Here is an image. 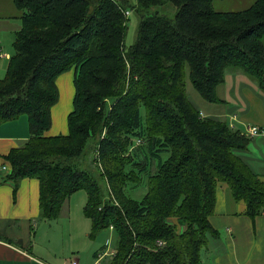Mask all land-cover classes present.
Instances as JSON below:
<instances>
[{
  "label": "trees",
  "instance_id": "16d2710c",
  "mask_svg": "<svg viewBox=\"0 0 264 264\" xmlns=\"http://www.w3.org/2000/svg\"><path fill=\"white\" fill-rule=\"evenodd\" d=\"M11 1L21 28L0 79V124L26 116L29 138L5 156L6 180L14 190L39 181L41 218L56 220L81 190L89 238L116 234L108 264H201L209 237L219 236L210 218L221 185L245 216L264 215V179L238 154L249 138L202 117L186 91L188 80L220 103L225 75L242 73L264 93V0L235 12L214 9L224 0H135L128 48L127 0ZM71 70L68 133L47 137L56 80ZM144 178L138 202L127 188Z\"/></svg>",
  "mask_w": 264,
  "mask_h": 264
},
{
  "label": "crops",
  "instance_id": "0c3cea01",
  "mask_svg": "<svg viewBox=\"0 0 264 264\" xmlns=\"http://www.w3.org/2000/svg\"><path fill=\"white\" fill-rule=\"evenodd\" d=\"M216 2L213 3V7ZM254 2L255 0H251L249 6ZM246 3L244 0V4ZM11 5L10 0H1V9L5 6L11 14H1L0 18L13 20L15 24L20 23L22 14L14 11ZM230 11L235 12V10ZM10 56L9 51L0 54V60L5 61L6 68ZM73 73L74 71L71 70L60 75L56 80L57 88L61 87L60 80L64 74L73 75ZM68 80L63 81L66 92L69 90ZM70 97L71 95L61 108V121H56L53 114L55 107L51 109L52 126L45 136L67 135L65 116L70 111ZM216 97L221 102H207L212 105L208 107H203L196 100H190L202 117L225 121L232 129L240 131L249 138L247 149L238 154L255 174L264 179V93L248 76L242 73H228L225 75L224 83L217 88ZM61 101L60 88L59 102ZM251 127L257 128L259 133L254 136L247 135V129ZM28 138V121L24 116L0 124V167L6 166L8 169L0 172V264H65L72 260L83 264L76 257L65 261L58 259L52 245L59 235L52 230L50 223L56 221V224L58 222L61 224L59 218L66 201L56 220L43 219L39 206V181L35 178H25L14 190L13 183L6 180L10 166L5 156L13 148L22 146ZM245 210V204L235 203L225 186L221 185L218 188L215 213L210 218V223L219 236L209 237L207 247L201 251V264H264V215L261 214L251 220L244 215ZM80 222L83 224V221ZM42 225L49 229L43 230L38 238L37 233ZM88 233L89 228L85 236H88ZM42 244H45V247ZM37 245L41 246L38 251H36ZM102 256L105 257L106 254L99 255V251L94 252L93 264H99Z\"/></svg>",
  "mask_w": 264,
  "mask_h": 264
},
{
  "label": "rangeland",
  "instance_id": "374dc122",
  "mask_svg": "<svg viewBox=\"0 0 264 264\" xmlns=\"http://www.w3.org/2000/svg\"><path fill=\"white\" fill-rule=\"evenodd\" d=\"M246 2L248 3V5L247 3L244 4V0L217 1L214 5V9L217 12H229V10L240 11L241 9L247 8L251 4L249 3L251 2V0H246ZM127 4H128V7H126V11L128 12V15L126 17L127 29L124 40L126 48H128L135 41L137 35V26L139 22V17L131 9V6H134L135 4V0H127ZM12 5L11 7L14 11L22 14L20 10L16 9ZM1 14H11V11L7 10L5 6H3V8L1 9V0H0V17ZM20 27H21V22L15 24L13 20L0 18V54L1 52L5 53L7 51L11 52V54L13 53L12 44L14 41L15 33L20 30ZM4 62L5 61L0 60V72L2 71V73H0L1 78H4L6 74V64ZM67 79H69L68 92L65 91L64 83H63V81H66ZM73 80H74V73L73 75L64 74V76L60 80L61 87L58 86L59 89L58 91L60 93V88H61L62 101L59 102L58 100L59 103L57 102L58 104L56 103L55 104L56 106L55 105L53 106L55 107V111L53 112V114L56 118V121H61L62 118L61 108L64 107L70 95L71 97L69 99V103H70L69 113L73 108V99L75 94ZM186 91L189 99L196 100L203 107L212 106L197 94V92L194 90V88L192 87V85L188 80L186 82ZM106 105L109 108L108 110H110L111 102L107 101ZM57 106L59 108H56ZM68 114L65 116V125ZM24 117L27 118L26 116ZM137 144L139 143L137 142ZM162 157L166 158L167 156L166 154H163ZM146 192H147L146 178L142 180L141 184L138 187L134 185L127 188V195L131 199L138 202L143 200V198L146 195ZM65 201L66 203L64 202L65 205L62 210L61 218H59L61 224H59V222L58 224H56V221L50 223L52 225V230L57 232L59 235L57 241L53 242L52 244L54 248V252L58 256V259H62L63 261H65L72 259L73 257H76V259H79L80 263L93 264L95 262V259L93 258V253L99 251V255L106 254L105 257L102 256L103 258L101 259L99 264H108L110 262V257L112 256L116 247L115 232L112 229L102 230L97 234L94 240H91L88 237L91 231V224H90L91 222L84 216V207L87 201L86 193L81 190L77 191L72 195H70ZM80 221H83V224ZM46 227L47 226L44 225L40 227L37 233L38 238H40L43 230L49 229ZM88 228H89L88 236H85L87 235ZM42 245L45 247V244ZM102 247H105L103 252L101 251ZM40 248L41 246L37 245L36 251H38Z\"/></svg>",
  "mask_w": 264,
  "mask_h": 264
},
{
  "label": "built area",
  "instance_id": "2783aa9c",
  "mask_svg": "<svg viewBox=\"0 0 264 264\" xmlns=\"http://www.w3.org/2000/svg\"><path fill=\"white\" fill-rule=\"evenodd\" d=\"M127 15H128V12H125V17H127ZM259 133V130L257 129V128H255V127H251V128H248L247 129V135H249V136H254V135H257ZM244 135V134H243ZM246 136V135H245ZM139 143V142H138ZM8 169H7V167L6 166H4V167H0V172H5V171H7ZM158 245L159 246H163L164 245V243L163 242H158ZM65 264H78V262L77 261H71V262H69V263H65Z\"/></svg>",
  "mask_w": 264,
  "mask_h": 264
}]
</instances>
